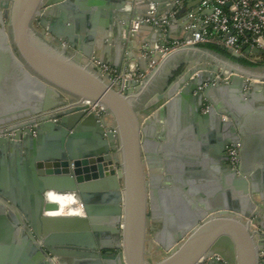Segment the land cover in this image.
Returning a JSON list of instances; mask_svg holds the SVG:
<instances>
[{
  "label": "water",
  "instance_id": "water-1",
  "mask_svg": "<svg viewBox=\"0 0 264 264\" xmlns=\"http://www.w3.org/2000/svg\"><path fill=\"white\" fill-rule=\"evenodd\" d=\"M125 3L0 0V264H264V64L184 47L115 83L93 59L124 53ZM52 191L86 214L50 215Z\"/></svg>",
  "mask_w": 264,
  "mask_h": 264
},
{
  "label": "built area",
  "instance_id": "built-area-1",
  "mask_svg": "<svg viewBox=\"0 0 264 264\" xmlns=\"http://www.w3.org/2000/svg\"><path fill=\"white\" fill-rule=\"evenodd\" d=\"M124 10L134 15L129 28L124 31V38H133L143 24L154 26L157 33V29H161V37L152 48L149 42L142 43L143 66L134 60L124 68L117 69L94 57L93 61L100 70L115 83L131 79L144 82L159 65L160 60L151 57L155 52L160 53V59H163L180 48L209 43L238 52L252 62H264V54L256 55L243 50L244 46H250L264 51V0H126ZM176 21L182 24L181 35L170 31L169 27ZM89 104L88 112L99 114L104 110L100 103ZM14 133L10 131L5 135L11 137ZM238 147L228 148L229 164L233 169L239 166ZM258 231L257 240L264 241V229L259 228ZM259 257L261 263L264 260V247Z\"/></svg>",
  "mask_w": 264,
  "mask_h": 264
},
{
  "label": "crops",
  "instance_id": "crops-1",
  "mask_svg": "<svg viewBox=\"0 0 264 264\" xmlns=\"http://www.w3.org/2000/svg\"><path fill=\"white\" fill-rule=\"evenodd\" d=\"M172 26L175 27V29L172 30L173 33L178 34V35H181L183 33L181 22L176 21L172 24ZM159 37H161V34H159L157 32L155 34L151 31V29L146 27L144 29L143 33H141V35H139V37H136V35H135L133 38L128 39V42L124 43L125 51H124V53H122V55L120 53V49L115 48V46H114L115 49H112V46H111V50L109 51V53L107 55V59H108L109 64L113 65V67H115V68H117V67H120V69L124 68L128 62L136 60L135 59L136 57L141 58V45H142V43L147 42L148 40H157ZM117 69H119V68H117ZM161 73H162V71L156 75V79L154 80L155 83L159 78L162 77ZM154 88L155 87L151 88L152 89L151 94L157 91V88L156 89H154ZM149 95L150 94H148V96ZM84 214H85V211H84ZM159 222L161 224L160 218H159Z\"/></svg>",
  "mask_w": 264,
  "mask_h": 264
},
{
  "label": "bare ground",
  "instance_id": "bare-ground-1",
  "mask_svg": "<svg viewBox=\"0 0 264 264\" xmlns=\"http://www.w3.org/2000/svg\"><path fill=\"white\" fill-rule=\"evenodd\" d=\"M236 69V68H235ZM241 70L238 68L236 71ZM47 198L49 201L57 203L59 205V209L57 211H52L50 215H72V216H84L85 208L82 204V201L75 193H58V192H49L47 194ZM54 213V214H53Z\"/></svg>",
  "mask_w": 264,
  "mask_h": 264
},
{
  "label": "rangeland",
  "instance_id": "rangeland-1",
  "mask_svg": "<svg viewBox=\"0 0 264 264\" xmlns=\"http://www.w3.org/2000/svg\"><path fill=\"white\" fill-rule=\"evenodd\" d=\"M190 56H193V57H196L198 59H200V56L199 54H190ZM188 60V57L186 58V56L183 54V55H180V56H176L175 58L173 59H170L168 62H167V65L166 67L164 68V72L162 71V75L164 74H173L175 71L177 70H181L184 71L186 67H190L191 65H188L186 64V61ZM183 66V67H182Z\"/></svg>",
  "mask_w": 264,
  "mask_h": 264
},
{
  "label": "trees",
  "instance_id": "trees-1",
  "mask_svg": "<svg viewBox=\"0 0 264 264\" xmlns=\"http://www.w3.org/2000/svg\"><path fill=\"white\" fill-rule=\"evenodd\" d=\"M200 46L204 47V48H208V49L213 50L215 52L224 54L226 56H229L233 60H235L237 62H240L242 64L251 65V66H261V65L264 64V62L255 63V62H252V61H250V60H248L246 58H243V57H240V58L234 57L232 52H230L228 49H225L224 47H221L219 45H215V44H210L209 43V44H202Z\"/></svg>",
  "mask_w": 264,
  "mask_h": 264
},
{
  "label": "flooded vegetation",
  "instance_id": "flooded-vegetation-1",
  "mask_svg": "<svg viewBox=\"0 0 264 264\" xmlns=\"http://www.w3.org/2000/svg\"><path fill=\"white\" fill-rule=\"evenodd\" d=\"M183 67V66H182ZM182 69L183 68H181V70H177V71H175V73H174V75H176V74H178L179 72H181L182 71ZM166 75V74H165ZM163 82H164V76H162L161 78H159L157 81H156V83L154 82L152 85H151V87L149 88V90L145 93V97H147L148 96V94H151V88L152 87H155L154 89H156L157 88V90H159L160 88H162V86H163Z\"/></svg>",
  "mask_w": 264,
  "mask_h": 264
}]
</instances>
